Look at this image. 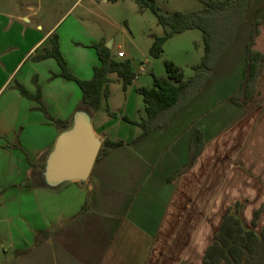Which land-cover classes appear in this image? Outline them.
I'll use <instances>...</instances> for the list:
<instances>
[{"label": "crops", "instance_id": "obj_1", "mask_svg": "<svg viewBox=\"0 0 264 264\" xmlns=\"http://www.w3.org/2000/svg\"><path fill=\"white\" fill-rule=\"evenodd\" d=\"M79 1L60 18L65 0H0V264H204L227 216L261 234L264 108L230 102L242 83L251 23L246 19L197 97L167 126L138 139L137 126L125 128V137L112 133L114 123L122 127V111L111 118L106 101L99 111L82 107L74 82L52 78L61 72L54 59L32 60L57 34L67 61L87 70L75 74L93 77L99 60L92 45L99 41L90 31L87 43L67 39L59 26ZM17 85L31 95L39 88L55 119L70 126L87 114L102 142L132 145L96 162L85 184L44 187L37 175L65 129ZM196 130L205 144L191 162Z\"/></svg>", "mask_w": 264, "mask_h": 264}, {"label": "trees", "instance_id": "obj_2", "mask_svg": "<svg viewBox=\"0 0 264 264\" xmlns=\"http://www.w3.org/2000/svg\"><path fill=\"white\" fill-rule=\"evenodd\" d=\"M117 3L121 0H109ZM141 11H151L157 19L158 25L164 29V35L154 37L150 48V55L154 59L162 57L164 46L175 35L191 30L202 32L204 56L199 66L195 68L196 75L184 80L183 71L172 62H165L166 77L153 76L151 87L137 90L145 104L146 118L141 122H132L127 117L123 119L142 129L138 139L147 136L156 129L167 126L172 117L186 108L205 87L208 72L215 69L219 61L232 48L241 28L246 23V17L258 0H199L203 5L202 11L190 13H174L165 15L157 7L156 0H134ZM261 21L256 20L252 25L250 42L247 45L246 65L243 69L242 83L239 91L230 99L236 106L243 107L256 99V84L264 71V54L255 50V42L260 34ZM49 49L32 58L35 62L54 59L60 74L52 78L61 77L74 82L82 92V107L93 111L101 110L104 101L110 96V75L116 73L122 81L124 91L134 82L136 75L132 71L130 61H117L110 49L103 43L93 44L98 55L99 64L93 68V77L83 80L75 76L61 53L59 38L54 34L49 39ZM16 88L21 95L35 101L39 109L48 119L59 128L67 129V121L55 119L48 113L47 106L42 101L38 88L36 95H31L22 86ZM111 118L117 117L107 108ZM203 133L196 130L190 148V161L193 162L204 149ZM131 144L122 141L114 142L109 139L103 141L97 161L109 155L115 149ZM204 264H264V230L257 235L253 231L245 230L241 222L234 216H227L221 227L215 244L208 250Z\"/></svg>", "mask_w": 264, "mask_h": 264}, {"label": "rangeland", "instance_id": "obj_3", "mask_svg": "<svg viewBox=\"0 0 264 264\" xmlns=\"http://www.w3.org/2000/svg\"><path fill=\"white\" fill-rule=\"evenodd\" d=\"M77 1L61 2L60 8L63 13L60 14V18ZM156 4L160 12L165 15L202 11L204 8L199 0H156ZM246 19L251 25L256 20L261 21L260 34L256 39L254 49L264 54V0L257 1ZM61 24L60 31L67 32V39L75 38L79 42L87 43L88 39L84 32L90 31L96 41H99L97 43H103L106 48L109 46L110 51L116 56L119 51L126 54L125 59L118 58L120 61H130L132 71L136 75L135 81L127 91H124L122 81H119L116 74H112L110 76L112 80L110 96L106 102L107 108L117 115L114 119L119 118V113L122 111L123 123H120L122 127H119V123H114L112 133H118L124 137L130 134L127 130L136 129L137 125L125 121L123 117L129 118L132 122H141L146 118L143 99L137 90L142 87H151L153 76L166 77V61L179 67L183 71L184 80L188 81L196 75L195 68L201 64L204 56L202 32L191 30L173 36L165 44L163 56L159 59L152 58L150 48L154 37L163 36L164 30L158 25L156 16L149 10L141 11L134 0H122L117 3L109 0L106 3L103 0H80L59 26ZM89 51H84L86 57L92 52L89 53ZM65 60L75 76H77L75 73L78 75L87 73L80 61H71L70 65L66 58ZM142 68L144 72H141ZM243 107L247 110L257 107L264 108V71L256 84V99L253 103ZM37 180L40 183L39 174Z\"/></svg>", "mask_w": 264, "mask_h": 264}, {"label": "water", "instance_id": "obj_4", "mask_svg": "<svg viewBox=\"0 0 264 264\" xmlns=\"http://www.w3.org/2000/svg\"><path fill=\"white\" fill-rule=\"evenodd\" d=\"M102 143L89 115L80 114L69 128L60 133L46 156L39 174L40 182L49 189H57L68 183L85 184L93 171Z\"/></svg>", "mask_w": 264, "mask_h": 264}, {"label": "built area", "instance_id": "obj_5", "mask_svg": "<svg viewBox=\"0 0 264 264\" xmlns=\"http://www.w3.org/2000/svg\"><path fill=\"white\" fill-rule=\"evenodd\" d=\"M125 55H124V53L122 52V51H120L119 53H118V57L119 58H123ZM141 72H144V69L142 68L141 69Z\"/></svg>", "mask_w": 264, "mask_h": 264}]
</instances>
